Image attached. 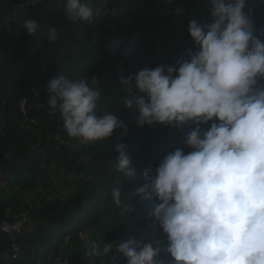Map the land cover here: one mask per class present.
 <instances>
[{"label": "trees", "instance_id": "16d2710c", "mask_svg": "<svg viewBox=\"0 0 264 264\" xmlns=\"http://www.w3.org/2000/svg\"><path fill=\"white\" fill-rule=\"evenodd\" d=\"M90 4L93 21L73 23L65 16V0H0V223L21 211L27 218L14 241L0 231V264H100L86 255L90 240L113 244L105 264H127L118 246L130 238L167 243L152 215L159 201L135 191L147 183L144 171L157 167L165 154L177 148L192 151L186 139L195 125L138 126V110L124 107L129 93L118 72L128 77L171 66L195 50L188 25L213 22L210 0ZM244 11L264 41V0H245ZM27 19L39 25L34 36L22 29ZM50 27L58 31L52 43ZM122 36L124 41H118ZM60 76H94L101 92L98 111L113 113L127 131L115 129L110 138L91 144L68 137L59 114L50 115L47 105L48 84ZM211 123L200 127L206 130ZM117 144L126 146L134 175L115 171ZM66 182L72 183L70 191L58 195ZM117 183L129 205L126 215L118 214L110 198ZM13 243L18 252L11 259ZM159 259L172 264L166 253Z\"/></svg>", "mask_w": 264, "mask_h": 264}, {"label": "clouds", "instance_id": "9594fccd", "mask_svg": "<svg viewBox=\"0 0 264 264\" xmlns=\"http://www.w3.org/2000/svg\"><path fill=\"white\" fill-rule=\"evenodd\" d=\"M212 23L192 20L188 33L194 49L174 65L145 68L119 83L129 93L125 108L137 109L138 126L162 124L179 129L195 125L185 153L177 148L147 169V183L135 195L155 198L152 215L167 243L153 237L130 238L118 246L127 264H264V41L255 35L245 0H210ZM180 10L177 9V12ZM73 22L91 23L90 0H65ZM22 29L34 36L39 25L27 19ZM56 27L47 39L55 42ZM94 76L73 80L60 76L47 87L50 115L59 114L70 138L91 144L124 127L113 113L98 111L101 92ZM212 122L205 130L200 125ZM115 171L132 176L124 144H117ZM110 198L126 215L129 205L120 183ZM113 247L90 240L86 255L105 257Z\"/></svg>", "mask_w": 264, "mask_h": 264}, {"label": "built area", "instance_id": "2783aa9c", "mask_svg": "<svg viewBox=\"0 0 264 264\" xmlns=\"http://www.w3.org/2000/svg\"><path fill=\"white\" fill-rule=\"evenodd\" d=\"M121 77H125L121 71L118 72V79L120 81ZM58 143L65 144V142L60 138L59 135L55 136ZM26 212L21 211L20 215L14 216V220L12 221H2L0 223V231L5 233L10 240H15V238L20 233L22 226L26 223ZM18 247L15 243H13V249L11 254V259H14L17 256Z\"/></svg>", "mask_w": 264, "mask_h": 264}, {"label": "rangeland", "instance_id": "374dc122", "mask_svg": "<svg viewBox=\"0 0 264 264\" xmlns=\"http://www.w3.org/2000/svg\"><path fill=\"white\" fill-rule=\"evenodd\" d=\"M118 38V37H117ZM121 40H123L124 41V36H122L121 38L119 37L118 38V41H121ZM105 43H107V41H105ZM122 45V44H121ZM62 184V183H61ZM60 184V185H61ZM71 182H66V183H64L63 185H61L62 186V188L60 189V190H58V195H64L65 194V192H67V191H70V188H71ZM55 186H58L59 187V182H56L55 183ZM54 186V187H55Z\"/></svg>", "mask_w": 264, "mask_h": 264}, {"label": "water", "instance_id": "95a60500", "mask_svg": "<svg viewBox=\"0 0 264 264\" xmlns=\"http://www.w3.org/2000/svg\"><path fill=\"white\" fill-rule=\"evenodd\" d=\"M35 117V113L33 114V115H29V118L31 119V118H34Z\"/></svg>", "mask_w": 264, "mask_h": 264}]
</instances>
